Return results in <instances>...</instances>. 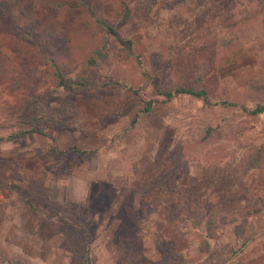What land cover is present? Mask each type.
<instances>
[{
  "label": "rangeland",
  "instance_id": "rangeland-1",
  "mask_svg": "<svg viewBox=\"0 0 264 264\" xmlns=\"http://www.w3.org/2000/svg\"><path fill=\"white\" fill-rule=\"evenodd\" d=\"M155 1L0 0V137L27 129L31 95L58 104L53 63L64 77L119 82L71 96L69 130L0 140V179L19 185L37 211L0 190V264H79L71 244L84 233L91 264H160L169 247L183 256L178 264H230L226 253L238 248L243 264H264V208L239 216L264 192V168L239 182L235 159L240 144L264 140V113L190 95L162 101L154 86L245 102V83L264 71V0ZM100 22L129 38L132 53ZM201 198L235 220L198 254L202 236L187 216Z\"/></svg>",
  "mask_w": 264,
  "mask_h": 264
},
{
  "label": "trees",
  "instance_id": "trees-1",
  "mask_svg": "<svg viewBox=\"0 0 264 264\" xmlns=\"http://www.w3.org/2000/svg\"><path fill=\"white\" fill-rule=\"evenodd\" d=\"M147 2L149 5H153L156 1L147 0ZM122 14L125 20L129 19V8L126 4L123 7ZM100 24L109 35L115 36L127 54L132 53V42L129 38H122L116 35L111 24L104 22H100ZM94 53L99 57L100 60H103L105 57V54L101 53L100 50H95ZM87 64H95V57H88ZM261 65L264 66V61L261 62ZM52 66L55 88L59 89L55 91L58 95V104L56 106H49L45 104L40 94L31 95L27 103V113L25 118L27 129H18L10 132L5 137H0V140H13L28 133L45 136L46 130L48 129L57 132L69 130L73 128L77 122L75 103L71 96L77 93L90 92L93 89H107L119 84V82L114 81L108 76H106L105 80H103V82L100 84H97L95 81L84 76L64 77L54 63ZM154 86L156 94L161 98L162 101H170L181 95H190L199 99L204 105H215L217 103H222L236 106L248 117H254L258 114L264 113V71L261 76L253 78L245 83L244 89L247 100L245 102L243 101L239 103L229 101L226 98L211 100L206 91L201 88L179 85L172 88L163 89L157 84ZM126 87L134 93L137 92V89L131 85H127ZM152 102V99L145 101L141 110L146 113L149 112L151 110ZM212 130L213 129L211 127H208L205 132V136H209ZM238 130H240V128H238ZM238 149L241 151L239 150V155H236L235 157L236 170L238 173V181L242 182L247 172L264 168V140L258 143L240 144ZM70 151L76 156H83L92 153L91 150H81L77 148H72ZM63 152L66 151L64 150L62 153ZM226 189L227 188L223 190ZM0 190H7L13 193L15 196L14 202L15 204L19 205L21 209L31 212L35 210L30 199L24 195L23 190L19 185L0 179ZM204 193H201L202 195L200 196L203 197ZM192 194H195L194 196L196 197L199 196L194 192ZM168 201L171 200H165L166 208L174 205L170 204ZM262 208H264V192H255L249 196L248 207L241 211L239 216L251 214L252 212ZM218 213V208H216L211 203L204 202L203 198H201V200L199 199V201L197 200L195 202H189V213L187 216L189 226L195 231H200V235L202 236L196 247V253H210V240L216 238V228H219L223 222H232L235 220L234 216L227 218L224 213ZM72 227L73 226H71V228ZM87 235V233L79 236L77 235L76 239L72 240L71 245L79 253V264H91L88 255L89 241ZM156 246L159 248V250H161V247L158 244H156ZM238 253H241V248L227 251L226 261H229L230 264H243L242 260L239 259ZM182 261L183 256L180 253H176L175 251L171 250L170 247L167 251H161V257L159 259L160 264H178ZM12 263L21 264L15 258L12 260Z\"/></svg>",
  "mask_w": 264,
  "mask_h": 264
}]
</instances>
